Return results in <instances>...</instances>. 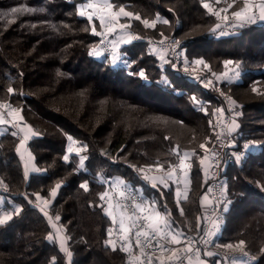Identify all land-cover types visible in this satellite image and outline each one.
Segmentation results:
<instances>
[{"label": "trees", "instance_id": "1", "mask_svg": "<svg viewBox=\"0 0 264 264\" xmlns=\"http://www.w3.org/2000/svg\"><path fill=\"white\" fill-rule=\"evenodd\" d=\"M84 1L0 0V101L18 107L31 129L39 133L27 144L33 167L41 170L25 177L16 154L18 139L7 127L0 136V179L10 195L4 204L6 210L19 207L21 211L19 215L13 213L12 221L0 225V264H51L54 256L57 264H128L124 251L106 245L113 222L97 206L102 204L99 195L106 190L105 179L112 183L116 178L123 180L138 190L142 199H148L146 205L157 201L162 213L166 204L171 228L179 229L185 237L198 234V217L202 229L201 198L209 188V179L199 164L205 154L199 145L212 142L215 130L208 121L214 122L218 115L213 112L222 109L223 102L216 91L176 72L170 63L162 67L146 37L161 38V32L181 37L189 60L203 58L211 71H202L213 81L212 72L221 74L225 60L239 64L238 80L214 83L246 102L245 115L236 120L240 135L233 133L239 148L251 140L264 145V96L251 91L256 83L264 92V21L220 36L210 31L217 20L203 8L206 0H110L140 15L141 20L151 21L157 15L169 20L167 25L157 21L153 29L123 17L122 21L130 24L128 31L143 40L122 44L118 49L136 64L112 66L106 52L99 58L88 54L90 46L100 42L91 28L101 29L96 18L89 23L86 17L77 15V6ZM237 3L242 5V0ZM212 6L219 10L226 3L212 0ZM236 7L234 4L228 14ZM13 8L20 11L12 13ZM141 68L147 81L129 75ZM164 75L170 86L160 83ZM8 87L13 93L7 92ZM192 96L203 102L204 110L193 104ZM67 135L73 136L78 147L87 145L82 153L88 159L82 169H77L76 153L70 154L69 162L62 159L67 154ZM184 151H194L195 155L187 199H180L179 207L174 182L168 189L161 188V197L150 182L141 179L143 173L129 167L139 169L159 162L167 169L178 162L177 153ZM226 161L223 174L232 203L218 242L236 244L243 239L244 247L256 257L248 264H264V192L257 186V182L264 185V147L248 152L240 164ZM85 180L89 183L87 192L79 187ZM58 183L62 186L53 198L51 193ZM23 189L33 198L39 193L49 199L47 206L61 216L64 230L71 237V261L60 252L58 239L56 244L47 241L48 233L55 231L40 208L22 195ZM203 257L212 264L218 260Z\"/></svg>", "mask_w": 264, "mask_h": 264}, {"label": "snow or ice", "instance_id": "2", "mask_svg": "<svg viewBox=\"0 0 264 264\" xmlns=\"http://www.w3.org/2000/svg\"><path fill=\"white\" fill-rule=\"evenodd\" d=\"M216 3L219 4L220 0H216ZM226 7H221L219 10H214L213 6L210 3L203 2V8L207 9L208 13L212 16L216 17V20L218 21L215 24V27L211 29V32L214 34L219 30L220 36H225L230 33L225 32L221 28V23L226 27H230L233 30L238 28H243L246 25L249 24H256L258 21H264V0H242V5L237 3V0H232L231 3H228L227 0H225ZM236 5V9H233L231 12V21L230 17L228 15V10L230 8H233V5ZM114 8H117L116 11H113ZM238 9V10H237ZM12 13H17L20 11V9L13 8ZM25 11H35L34 9H25ZM40 11H43V9H40ZM169 11H173L172 9H169ZM222 13H224L222 15ZM77 15L80 17H86L89 23H92L94 17L97 18L100 22L99 27L100 31H97V27L93 26L91 28V32L95 36H99L100 43L95 46H90L89 56H95L97 58L101 57L104 52H108L110 55V62L112 66H116L118 63H123L127 67H131L132 65L136 64V60H129L125 56L122 55V53L118 50L119 46L121 44H129L134 40L141 39L138 35H132L128 29L130 28L129 23H120V20L122 17H126L129 20L135 19L137 21H141L144 28H155L157 21L162 22L163 24L167 25L169 24V20L163 17H160L157 15L156 19L149 20V19H143L141 20L140 15H134L130 11H126L124 6H116L109 2V0H87L85 3H80L77 6ZM35 27V25H33ZM120 31L122 33L117 38L108 39V36L114 33H117V31ZM85 31L88 29L85 28ZM160 36L163 37V39L160 41V51L157 53L159 55V59L161 61V65L164 64H171L173 68H178L180 65H183V71L184 73H189V68L191 67V70L193 73L196 72L195 66H203V68L208 69L211 71L209 64L203 59V58H193L189 60L188 56L185 54L186 45H184V41L182 39H175L171 38L169 36H165L163 32L160 33ZM167 42V44H165ZM194 42V41H193ZM171 51V57H166V54ZM154 51H156L154 49ZM234 62L232 60H225L223 62L224 67L226 69L225 72H223L220 75H217V73L212 72V75L216 77V79L219 81L221 78H223L226 82L232 83L239 79L240 77V71H237L235 69H229V65H232ZM240 65H236V69H239ZM229 72H233V75H229ZM129 75H138L139 78H142L147 81V75L143 68L139 70L138 73H129ZM197 79H200V77H196ZM163 85L170 86L169 82L166 79L161 80ZM209 84H212L211 80H207V82L204 84V87H208ZM13 88L8 87L7 92L9 94L13 93ZM251 91L259 96H264V92L260 90V88L257 87L256 83H253L251 86ZM223 95V93H221ZM229 102L235 106V101L231 99V97H227ZM191 100L195 106H197L200 110H204L205 106L203 102L198 101L196 96H192ZM0 108H8L9 112L8 115L11 116L13 119L7 120L5 119V116L2 112H0V125L9 124L11 123L12 127L16 129L15 131L11 132V135L13 137L20 135L23 133L22 138L20 139V143L16 148L17 153H22V150L28 151L26 148V142L31 137H36L39 135V133L34 132L31 127L27 124L23 123V117L20 115V109L13 108L11 105L8 104H0ZM213 115H220L222 117L223 115V109L216 108L213 112ZM241 115V112L236 111L234 108L232 110V118L229 125H223L222 121H217L216 124H213L212 120L210 119L208 121L209 125L215 129L217 126H220L222 128V133L216 134V139L221 142V147L223 148H231V157L234 158V161L236 164H240L245 153L251 151L254 148H261L264 147V145L254 142V141H247L243 143V152L239 151L240 145L236 143L237 136L240 134L237 133V130L240 128V124L237 123L236 117H239ZM23 125V126H22ZM233 133H237V136H233ZM30 134V135H29ZM231 137V139H229ZM242 138V137H240ZM67 152L69 154L73 153L75 151L76 155L79 156V164L77 165V169H82L84 167L85 161L88 159L87 156L80 155L81 152H83L87 145H82L80 148L73 149V145L76 143L73 136L67 135ZM200 149L205 150V154L199 158V164L201 165V168L203 170L204 176L207 178L209 175V171L212 167H216L217 169L220 168V160H216L215 164L213 165L210 162V158L208 155V149L206 148L205 143H201L199 145ZM123 151V149H122ZM105 153H102V155ZM179 158V165H169L167 169L164 168V165L162 163L156 162L154 165H147V169L151 171L153 168H155L157 171H161L162 175L159 177L155 176H149L145 172V168L141 167L139 169L136 168L135 165H129V167H132L134 170H136L138 173H145L141 179H143L145 182H150V186L153 189H156L160 192L161 197H163L164 192L161 190L168 189L170 187L169 181L173 182H179V175H177V168H179V172L183 174L185 178L189 176V170L191 168V165L186 163L185 161L189 158L190 155H195V152L189 153L184 152L182 155L177 153ZM29 159H33L31 152H28ZM21 158L23 159V155H21ZM62 159L65 162L70 161V156L68 154H65ZM208 162V163H206ZM227 162V161H225ZM29 166L28 162H25V168H24V175L25 177L28 176ZM32 171L39 172L41 171L38 168L33 167ZM215 175V173L213 174ZM116 185H121L125 190H127L128 185L124 183L123 180H120L119 178H116L115 181L110 185V187L115 188ZM62 185L57 184L56 188L52 190V197L55 198L57 195V189H59ZM257 186L260 188L261 192H264V185H261L259 182H257ZM81 189H83L85 192L89 190V183L87 180H85L83 183L79 185ZM228 183L227 181H223L220 184L218 195L215 197L216 203L212 208V215L216 216V219L213 221V227L212 229H206L204 231V236L200 237V243L204 244L205 249H207L208 245H213V247L217 249H224V250H234L239 249L240 252L244 257H248L249 260H255V256H249V253L244 251L245 241L243 239L239 240L238 243H218L214 241V237L219 233L220 227H221V220L224 213H226L229 210V207L232 203V200L229 198V192H228ZM185 189H187V183L185 184ZM208 193L213 192V189L209 187L207 189ZM119 195L121 197H125V191H120ZM175 195L177 197V207L180 205V199L181 192L179 187H177ZM107 198H109V192L106 190L99 195L100 201H105ZM127 199V197H125ZM36 199L41 200L42 197L39 193L36 194ZM135 200V198H132ZM184 199H187V191L184 192ZM208 201V196L205 194L203 200L201 201L202 205ZM157 201L151 202V208L146 207L144 203H134L133 205V212L131 215L127 214L126 212V205H118L120 208H124L125 211L120 213L119 217V232L121 233L120 239L122 241L120 247L121 250L128 253L130 257L129 264H144L143 261H141V257H145L147 264H153L152 256L147 255L145 253L146 247H152L153 252L156 249H159L161 252L159 259V264H165V259L168 261H172L173 264H175V261H180L182 259L181 255L178 253L182 251L184 254V257H186L189 261V264H193V256L195 257L196 264H207V261L200 259V249L193 247V245L197 242L194 237H188L187 238V246L184 247L182 250L178 249H168L165 244H161L160 240L167 241L171 244H180L181 243V237L184 236L183 232L180 231H174L171 228L170 221L168 217L170 216V211L167 209V205H163L164 212L157 210L155 207ZM45 206L49 204L48 200H44ZM223 205L222 211L220 212V215H216L217 210L220 209V206ZM98 207L103 208L105 214L109 217H111L113 224L115 225L117 223V216L113 214L112 211H109L108 208H104L103 204L97 205ZM112 205L109 204V208H111ZM21 209L19 207H14L12 211H5L2 216H0V225H5L9 221H12L13 219V213L16 215L20 214ZM40 211L43 213L45 217H48L49 223L51 224L52 228L55 230V232H49L46 239L49 243L56 244L57 239L59 240V250L62 253H65L67 257L69 258V261H71L72 253L68 250L67 240L71 239V237H64L59 236L60 228L57 227L56 223L53 222V218L49 216V213L45 211L44 208H41ZM180 214L183 215V209L180 208ZM210 217L205 216V219H209ZM143 219L145 221L144 224H139L138 222ZM61 216L56 215L55 221H60ZM200 218H197V233L199 234L201 225H200ZM133 228H136L137 231L135 232L136 236V244L140 248V255H134L130 251V240L129 236L131 233V230ZM113 233V228L108 229V235L109 239L106 241V245H111L113 250L116 248V242L111 239ZM141 237H144V241L141 240ZM157 237L159 239H157ZM207 237V239L205 238ZM152 240H156V244L152 245ZM170 251L171 255L165 257L164 252ZM261 251H264L262 249ZM204 255L207 257H222L224 261H227V264H248V260H241L237 259L235 257H229L226 253H222L220 251H209L206 250L204 252ZM51 264H57V257H53ZM216 264H220V260L218 259L216 261Z\"/></svg>", "mask_w": 264, "mask_h": 264}, {"label": "built area", "instance_id": "3", "mask_svg": "<svg viewBox=\"0 0 264 264\" xmlns=\"http://www.w3.org/2000/svg\"><path fill=\"white\" fill-rule=\"evenodd\" d=\"M231 19L232 18L230 16V21H231ZM217 22L218 21H216V23ZM220 23H221L222 30H224L225 32L230 33L232 31H236L237 30V29L233 30L230 27H226L223 24V22H220ZM260 23H262V21H258L256 24H260ZM249 25H252V24H249ZM246 26H248V25H246ZM214 27H215V25L211 29H213ZM211 29H210V31H211ZM130 33L132 35H135L132 32H130ZM216 33L219 34V30ZM169 37L175 38V39H182L181 37L177 38V37L170 36V35H169ZM108 39H109V36H108ZM144 39L148 42L149 45H153V46L157 47L158 49H160V41L163 39V37H161V38L146 37ZM139 40L140 41L143 40L142 37ZM139 40H136V41H139ZM182 40L184 41V39H182ZM165 44H167V42H165ZM184 45H185V42H184ZM166 56L167 57H171V51L170 50L166 54ZM173 69L176 72H178V73H180L182 75H185V76L190 77L192 79L198 80L202 85H204L207 82V80H211V78L203 71H196L195 73H193L192 70H191V67L189 68V73H187V74L184 73V71H183V65H180L178 68H173ZM197 76L200 77V79H197L196 78ZM208 88L209 89L211 88V89H213V91H216L219 94V96H220V98L222 99V102H223V105H222L223 115H222V117L220 115H218L217 118L214 120L213 124H216L217 121H222L223 125H229L230 122H231V118H232V110H233V108L236 111L241 112V115L239 117H236V120L238 118L243 117L245 115V112H246V102L245 101H243L241 99L234 98L232 95L226 93L221 87L215 86L213 82H212V84L208 85ZM221 93H223V95H221ZM227 97H231V99L236 102L235 106H233L229 102ZM0 104H8V105H11L12 107H14V105L10 104L9 102L0 101ZM0 112H2L4 114L5 119L10 120V121L13 119L11 116L8 115V112H9L8 108H0ZM23 123L28 125V122H27V120L24 117H23ZM6 125L10 129L11 132L16 130V129H14L12 127L11 123L6 124ZM214 130H215L214 131L215 132V136H214L211 144L209 146H207L206 148L208 149V155H209V158H210V162L214 165L216 160H220V168L217 169L216 167H212L210 169L209 175H208L209 187H211L213 189V192H211V193L206 192V193H204V195H202V198H201L203 200L205 194L208 193V195H207L208 196V201H206L202 205V212H203V214H202L203 215L202 229H201L200 233L197 234V235H188L185 238H183L181 240L180 244H171V243H168L167 241H164V240H160V243L161 244H165L168 249L175 248V249H178V250H182L184 247L187 246V238L188 237H194L197 242L193 245V247H194V249L195 248H199L200 249V259L203 258L204 252L206 250H209V251H214V252L220 251L222 253H226L229 257H235V258L241 259V260H248V263H251V262H253V260H249L248 257H244L239 249H234V250L217 249V248L213 247V245H211V244L207 246V249H205L204 244L199 242L200 241V237L204 236V231L206 229H209V230L212 229L213 221L216 219V216L212 215V208H213V206L216 203L215 197L218 195V190H219L221 182L226 181L225 176L223 174L224 165L226 163L225 161L226 160H230V161L234 160V158L231 157V148H223V147H221V142L216 139V134L217 133H222V131H223L222 128L220 126H217ZM22 136H23V133H21L18 136H15V137L18 140H20L22 138ZM229 139H231V137H229ZM239 151L243 152L244 151L243 147L239 148ZM247 153H245V154H247ZM155 171H157V170L155 169ZM214 173H215V175H213ZM105 183H106V190L109 192V198H107L105 201H103L102 204H104L106 206V208L107 207L109 208V204H111L112 205L111 209H113V211L115 213H117L121 209H123L125 211L124 208H120V207H118V205H126L127 206L126 207V212L129 215H131L132 212H133L134 203H144L141 193H139V191L136 190L133 186H131L129 184H126V185H128V188H127V190H125L123 188V186H121V185H116L115 188L110 187V185L112 184L111 179H105ZM120 191H125V197H127V199L125 197H121L119 195ZM8 194L9 193L7 192L5 184L3 182H0V211L5 209L4 201H5V199L7 197H10V195H8ZM22 195H25L30 200V202L33 205L38 206V208H44L45 211H47L49 213V216H51L53 218V222L56 223L58 228H60V235L61 236L70 237L67 234V232L64 230V226L61 223V221H55L56 214H54L52 212L50 207L45 206L44 203L41 200H37L36 197H35V199L33 197H31L26 189H23ZM133 197L135 198V200L132 199ZM144 205L146 207H149L148 205H146V203H144ZM222 208H223V205H221L220 209L217 210L216 215H220V212L222 211ZM227 212L224 213L223 216H222L221 227H220L219 233L213 238L215 242H218L220 236L222 235L223 225H224L225 216H226ZM205 216H208L210 218L209 219H205ZM118 221H119V219H118ZM118 221H117V223L115 225L114 224L112 225L113 233H112L111 239L113 241H115L116 242V246L121 249L120 245H121L122 241L120 239L121 233L119 232V223H118ZM138 223L142 225V224L145 223V221H143V219H141ZM136 231H137V229L133 228L131 230V233H130V236H129L130 251L134 255H135V253H138V256H139L140 255V248L136 244V236H135V232ZM205 238L207 239V237H205ZM144 239H145L144 237H141L142 241H144ZM157 239H159V238L157 237ZM68 241H69V239H68ZM218 243H220V242H218ZM155 244H156V240H152V245H155ZM244 251L248 252L245 247H244ZM124 253L127 256V260H128V264H129V261H130L129 254L126 253V252H124ZM145 253L147 255L152 256L153 264H159V259L158 258L161 255V252H160L159 249H156L153 252V248L152 247H146L145 248ZM178 254L181 255L182 259L180 261H175V264H189L188 259L186 257H184V254L182 253V251L179 252ZM169 255H171L170 251L164 252V256L165 257H167ZM249 256H252V255L249 253ZM219 259H221L222 264H227V261H224L222 257H220ZM141 261H143L144 264H147V261H146L145 257H141ZM195 263H196L195 257L193 256V264H195ZM165 264H173V262L172 261H168L167 259H165Z\"/></svg>", "mask_w": 264, "mask_h": 264}, {"label": "rangeland", "instance_id": "4", "mask_svg": "<svg viewBox=\"0 0 264 264\" xmlns=\"http://www.w3.org/2000/svg\"><path fill=\"white\" fill-rule=\"evenodd\" d=\"M214 1V0H213ZM85 2H87V0H85L83 3H85ZM109 2H110V0H109ZM206 2L207 3H210L211 5H212V0H206ZM111 3V2H110ZM117 9H113V11H116ZM224 13H222V15H223ZM229 15V17L231 16L230 14H228ZM95 18V17H94ZM123 18V17H122ZM122 18H121V20H120V23H124L123 21H122ZM97 19V18H96ZM98 20V19H97ZM99 21V20H98ZM115 35H114V37L112 38V39H114V38H117L120 34H122V33H120V31H119V29H118V31H117V33H114ZM110 40H111V37H110ZM122 45V44H121ZM149 47H150V49L154 52V53H158L159 51H160V49H158L157 47H155V46H153V45H149ZM154 49L156 50V51H154ZM186 50V49H185ZM108 55H109V53L108 52H106ZM185 54H186V51H185ZM158 55V54H157ZM158 57H159V55H158ZM167 57V56H166ZM165 65V64H164ZM164 65L162 66V67H164ZM237 65V64H236ZM236 65H234V64H232V65H229V69H235V70H237V71H240L239 69H236ZM196 67V71H202V70H204V68H203V66H195ZM226 71V69L223 71V72H225ZM204 72V71H203ZM222 72V73H223ZM221 73V74H222ZM234 73L233 72H229V75H233ZM217 75H220V74H217ZM164 78L167 80V78L165 77V75H164ZM212 80V79H211ZM224 79L223 78H221L219 81L216 79V77H215V81L216 82H221V81H223ZM238 80V79H237ZM215 81H213L212 80V82L214 83ZM214 85L215 86H217V87H219V85H217L216 83H214ZM244 101V100H243ZM13 108H16V107H13ZM18 108V107H17ZM20 108V107H19ZM20 115L23 117V115H22V113L20 112ZM6 130H7V125L6 124H4V125H0V136L2 135V134H4L5 132H6ZM30 135V134H29ZM213 140V139H212ZM252 141V140H251ZM211 144V143H210ZM210 144H206V147L207 146H209ZM77 148H80V147H78L76 144H74L73 145V149L75 150V149H77ZM255 149H257V148H254V150ZM67 152V151H66ZM184 152H189V153H193V152H190V151H184ZM184 152H181L180 154L182 155ZM73 153H75V151L73 152ZM67 154L70 156V154L67 152ZM248 154V153H247ZM80 155H83V153L81 152L80 153ZM246 155V154H245ZM244 155V156H245ZM84 156V155H83ZM192 156L193 155H190L189 156V158L185 161L186 163H188V164H190L191 165V160H192ZM176 165H179V160H178V162L176 163ZM178 170H179V168H177ZM145 172H146V174L147 175H149V176H155V177H159L160 175H162V172L161 171H155V168H153L151 171H149L148 169H147V167H145ZM180 173V172H179ZM145 173H143V175H144ZM182 174V173H181ZM180 174V179H179V182L177 183V182H174L175 184H176V186L177 187H179V188H182V189H180V192H181V196H180V198L182 197V196H184V192H185V184H184V176H182ZM170 182H173V181H169L168 183L170 184ZM207 195H208V193H207ZM35 199V198H34ZM44 200H48L49 201V199H47V198H45V197H42V199H41V201L44 203ZM143 200H144V203H146V204H148V199L146 198V197H144L143 198ZM45 205V204H44ZM47 207H49V206H47ZM150 208H151V204H150V206H149ZM155 207H156V205H155ZM108 208V207H107ZM157 208V207H156ZM41 209V208H40ZM109 209V211H112L113 212V214L114 215H116L117 216V221H118V219H119V217H120V213L121 212H123L124 210L123 209H121L119 212H117V213H115L114 211H113V209H111V208H108ZM157 210H158V208H157ZM5 211H12V209H8V210H6V209H4V210H2L1 211V215L0 216H2L3 215V213L5 212ZM128 214V213H127ZM110 219H111V217H110ZM112 220V219H111ZM170 221V220H169ZM172 227V226H171ZM172 230H174V229H172ZM179 230V229H178ZM178 230H174V231H178ZM60 233V232H59ZM69 235V234H68ZM70 236V235H69ZM67 247H69V242H68V240H67V245H66ZM219 259V258H218ZM220 260V264H222V261H221V259H219ZM207 264H212L211 262H209V261H207Z\"/></svg>", "mask_w": 264, "mask_h": 264}, {"label": "crops", "instance_id": "5", "mask_svg": "<svg viewBox=\"0 0 264 264\" xmlns=\"http://www.w3.org/2000/svg\"><path fill=\"white\" fill-rule=\"evenodd\" d=\"M121 35V34H120ZM158 56V55H157ZM161 62V61H160ZM19 143H20V140H18V143H17V146L19 145ZM17 146H16V148H17ZM26 148H27V150L28 151H24V150H22V153H16V154H18V156H19V159H20V161H21V163H22V167L23 168H25V162H28V166H29V171H28V175L32 172V168H33V159H29V156H28V152H30V149H29V147H28V144H27V142H26ZM21 155H23V159L21 158ZM32 155V154H31ZM32 157H33V155H32ZM176 165V164H175ZM180 174L181 173H179V170L177 169V175H179V177H180ZM182 175V174H181ZM183 176V175H182ZM0 182H2V180L0 179ZM187 183V187H188V184H189V176L187 177V178H185L184 177V184H186ZM177 189V188H176ZM179 189H182V188H179ZM206 193V192H205ZM184 198V196H182L181 198L179 197V199H183ZM119 212V211H118ZM124 212V211H123ZM59 236H61V235H59ZM65 237V236H64ZM183 238H185V236H183V237H181V240L183 239ZM135 255H137L138 256V253H135ZM201 260H205V261H209L207 258H201ZM209 262H211V261H209ZM196 264V263H195Z\"/></svg>", "mask_w": 264, "mask_h": 264}]
</instances>
